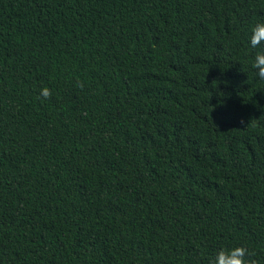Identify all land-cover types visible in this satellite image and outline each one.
I'll return each instance as SVG.
<instances>
[{"label": "trees", "instance_id": "trees-1", "mask_svg": "<svg viewBox=\"0 0 264 264\" xmlns=\"http://www.w3.org/2000/svg\"><path fill=\"white\" fill-rule=\"evenodd\" d=\"M0 264H264V0H0Z\"/></svg>", "mask_w": 264, "mask_h": 264}]
</instances>
